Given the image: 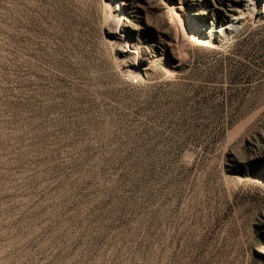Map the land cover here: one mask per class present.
<instances>
[{
	"label": "rangeland",
	"instance_id": "obj_1",
	"mask_svg": "<svg viewBox=\"0 0 264 264\" xmlns=\"http://www.w3.org/2000/svg\"><path fill=\"white\" fill-rule=\"evenodd\" d=\"M243 1L0 0V264H264Z\"/></svg>",
	"mask_w": 264,
	"mask_h": 264
},
{
	"label": "bare ground",
	"instance_id": "obj_2",
	"mask_svg": "<svg viewBox=\"0 0 264 264\" xmlns=\"http://www.w3.org/2000/svg\"><path fill=\"white\" fill-rule=\"evenodd\" d=\"M261 1L264 0H244L241 5H238L234 8L235 12L232 14L230 17L229 21L225 23L224 25L220 27H214L212 26L211 28H206L202 25L196 27L195 32H207V31H216V30H222V31H227L229 29L236 30L240 26L241 20L243 17L254 11L256 6L260 4ZM160 59V58H159ZM150 67V64L147 66H139L142 70H146Z\"/></svg>",
	"mask_w": 264,
	"mask_h": 264
},
{
	"label": "built area",
	"instance_id": "obj_3",
	"mask_svg": "<svg viewBox=\"0 0 264 264\" xmlns=\"http://www.w3.org/2000/svg\"><path fill=\"white\" fill-rule=\"evenodd\" d=\"M132 80L136 82L137 79L136 78H133Z\"/></svg>",
	"mask_w": 264,
	"mask_h": 264
}]
</instances>
